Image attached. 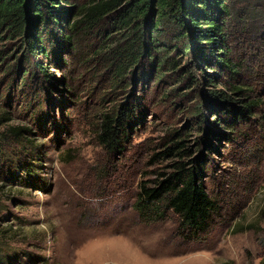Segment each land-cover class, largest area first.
Returning <instances> with one entry per match:
<instances>
[{
  "label": "rangeland",
  "instance_id": "374dc122",
  "mask_svg": "<svg viewBox=\"0 0 264 264\" xmlns=\"http://www.w3.org/2000/svg\"><path fill=\"white\" fill-rule=\"evenodd\" d=\"M229 5L226 33L240 71L233 83L261 101L230 130V141L221 136L229 129L216 106L206 105L212 90L229 89L226 76L206 85L203 78L218 71L191 55L172 51L174 68L129 86L127 79L111 82L98 36L84 31L56 54L44 41L48 57L28 52L19 38L0 41V264L264 262V0ZM36 63L47 69V81ZM133 87L143 100L141 119L127 131L123 151L109 154L96 135L100 114ZM169 135L188 149L184 161L199 154L206 160L204 182L217 210L197 235L185 233L170 210L145 220L132 206L139 183L180 159L152 157ZM200 136L218 151H194Z\"/></svg>",
  "mask_w": 264,
  "mask_h": 264
},
{
  "label": "trees",
  "instance_id": "16d2710c",
  "mask_svg": "<svg viewBox=\"0 0 264 264\" xmlns=\"http://www.w3.org/2000/svg\"><path fill=\"white\" fill-rule=\"evenodd\" d=\"M231 1L0 0V41L6 36L7 40L19 38L28 52L48 57L44 41L56 54L74 47L83 33L98 36L101 46L97 55L104 56L111 82L117 85L127 79L129 86H136L138 79L158 77L167 66L174 68L177 64L170 52L191 55L197 65L207 62L218 71L207 74L211 76L208 80L203 78L206 85L215 83L222 74L226 76L229 89L212 90L206 105L209 109L216 106L217 118L229 129L221 136L230 141L235 134L230 130H237L250 119L261 102L250 99L247 91L233 83L240 71L235 67L226 33ZM142 63L148 65L147 71L141 70ZM35 68L47 81V69L39 63ZM26 74L28 69L21 75V84L25 86L29 81ZM186 79L199 84L191 76ZM134 90L133 87L122 102L100 114L96 135L109 154L123 151L127 131L141 119L143 100ZM9 129L17 134L21 131L19 126ZM163 143V149L152 156L156 161L174 155L180 159L169 164L167 172L139 183L132 206L145 220H155L170 210L185 233H203L209 229L217 210L204 182L206 160L199 154L184 161L188 149L178 148L181 141L173 142L172 135ZM203 146L218 151L206 137L196 138L194 151Z\"/></svg>",
  "mask_w": 264,
  "mask_h": 264
}]
</instances>
